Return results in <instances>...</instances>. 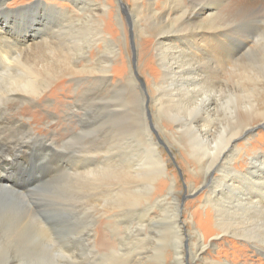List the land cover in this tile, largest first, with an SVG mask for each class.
Returning <instances> with one entry per match:
<instances>
[{"label": "bare ground", "instance_id": "1", "mask_svg": "<svg viewBox=\"0 0 264 264\" xmlns=\"http://www.w3.org/2000/svg\"><path fill=\"white\" fill-rule=\"evenodd\" d=\"M3 2L0 0V231L14 230L16 234L7 243L0 236V264H156L159 255L151 246L147 228L165 219L174 248L173 264H185L187 211L181 216L176 196L178 179L175 173L169 178L164 152L148 126L147 97L138 83L143 71L139 68L137 74L129 64L130 85L114 83L112 59L99 55V50L98 56L92 57V48H99L98 43L111 45L107 40L113 43V53L121 51L113 39L105 37L103 21L98 17V10L107 11L111 5L74 0L82 12L74 23L95 22L84 27L91 32L89 38L85 34L87 41L76 44L62 36L74 27H67V20L74 19L67 9L52 10L48 3L7 9ZM129 3L123 10L136 37L138 59L141 62L144 48L146 52L152 50L160 68L159 79H154L148 89L155 127L174 148L181 146L177 137L187 139L189 155L199 169L188 171L182 161L189 177L197 176L200 184L214 172L203 192L202 207L222 234L221 240L229 236L242 239L264 264V153L254 150L246 171H240L235 163L241 149L237 139L264 125V57L260 65L251 62L249 68H240L243 55H264V0ZM123 10L117 19L124 35L126 62L130 63ZM34 23L38 26L29 39L24 32ZM143 40L151 44L150 49ZM151 61L154 58L150 55ZM67 77L78 87L68 109L81 110L85 117L77 120L80 131L58 141L39 135L20 107L31 105L35 109V102L47 100L46 93ZM129 86L140 109L141 137L136 136L133 143L121 134L111 135L114 130L107 126L118 106L114 94L127 91ZM220 112L223 124L216 133L212 117L219 118ZM92 113H98L94 123L99 121L103 131L97 137L91 133L96 125L89 119ZM44 115L48 124L58 119L54 112ZM163 119L175 123L167 124ZM12 157L18 159L17 165L21 159L24 162L17 170ZM147 157L156 177L168 180L167 192L155 202L145 194L156 187L152 185L156 178L150 186L137 180L142 167L133 165ZM43 182L52 187L65 183L59 192L74 209L44 213L40 205H30L28 196ZM187 182L188 193L201 186ZM158 207L160 214H154ZM126 213L132 221H126ZM72 217L76 222L70 220ZM192 222L197 223L194 214ZM187 234L193 264H233L205 256L207 250H217V241L207 243L200 231Z\"/></svg>", "mask_w": 264, "mask_h": 264}, {"label": "rangeland", "instance_id": "2", "mask_svg": "<svg viewBox=\"0 0 264 264\" xmlns=\"http://www.w3.org/2000/svg\"><path fill=\"white\" fill-rule=\"evenodd\" d=\"M99 3H107L111 5V8L109 10H98L99 18L101 21H103V31L105 37L108 39L110 37L113 39L114 43L119 45L121 48V51L119 54L113 53V43L109 40H107V43H111L110 46H106L103 42L98 43V47L92 48V57L95 58L98 56V50L101 51L99 55H105V57H109L112 59L113 64L111 68L112 72V81L114 83H118V81H122L125 84L130 85V65H132V68L137 72V74H140L139 68L143 71V74H140L141 79L139 80V85L142 88V90L145 92V95L147 97V102L145 104L146 109V115H147V121L150 131L152 132V135L154 136V140L156 143L160 146L161 150H163L165 159L167 161V168L169 169V178L173 177L174 173L176 175V178L178 179V186H177V202L179 203V211L181 213V216L185 211L186 216L182 220L184 221V248H185V264H193L192 261H190V241L188 237V231H200L202 234H205L207 243L211 241H217V250L212 251L211 249L207 250L205 252V256L207 257H213L217 261L222 262H229L233 264H248V263H254V261L257 262V264H261V261L258 260V256L256 254V251H253V248L250 244L246 243L240 238L237 237H227L224 240H221L222 234L219 233L218 230H216L214 223L209 222V217L206 216V209L202 207L203 205V192L207 189L208 186L211 184V179L214 175V172H212L209 176V179L207 181L200 182V179L195 176L191 175V177L188 176V173L185 172V167H187L188 171H192V169H196L198 172V167H196L195 159L193 160L188 152V142L185 137H177L181 143V146L178 144L176 147H172L166 140L164 134L160 132V129L155 127V122L153 120V108L152 104L150 102L151 92L148 91L150 89V85L153 82V80H157L160 77V68L158 66V63L155 60V53L152 50H149V52H146L147 49L144 48L143 51V57L141 58V62L138 59V53H137V41L136 37L133 31L132 26L130 25L128 21V14L126 13L123 8L129 7L130 0H95ZM160 1V0H158ZM83 2V1H82ZM3 6L7 9H19L21 6L25 5H34L38 7L37 4L42 3H48L50 5H53L52 10L57 9H67V11L71 12L74 19L67 20V27L72 26L71 28H68V30L62 35L63 37H67L70 39L71 42L76 44H81L82 42L87 41L86 37H90V31L86 32V29L84 27L92 26L95 22L91 20V22L84 25L83 22L77 24V22L74 23V21L82 17V12L77 10V5L75 4L74 0H4ZM146 3V2H145ZM121 6V7H120ZM122 8L123 17L124 20L128 26V48L131 54V62L129 63L128 60L126 62V48H125V41H124V35L121 30V26L119 24V21L117 19V14L120 12V9ZM75 15H74V14ZM70 14V15H71ZM1 23V21H0ZM30 23V22H29ZM14 26V25H13ZM38 24L34 23V25H30L27 27L26 32H24L29 39L31 38V34L35 33V30ZM6 27V26H5ZM20 27H23V22H20ZM8 30V27L6 29ZM95 32V31H94ZM88 33V34H87ZM23 36V32L20 33ZM85 34L86 37H85ZM11 34H9L10 36ZM148 33L144 34L143 38H147ZM121 42V43H120ZM143 43L145 47L151 48V44L146 43L143 40ZM146 43V44H145ZM107 47V49H106ZM116 49H118V46H116ZM105 51V52H104ZM103 52V53H102ZM145 52V53H144ZM113 55V56H112ZM153 56L154 61L148 62V57ZM264 55L256 54V53H250L243 55L240 59V68L243 67H250L251 62H257V65H260L262 63ZM264 61V60H263ZM127 63V65H126ZM246 69V68H245ZM151 81V82H150ZM56 83L54 85L55 89H50L46 93L47 100L51 102L49 105L48 101L46 99H43L42 101H37L35 109L32 108L31 105L20 107V109L23 110V114L30 118L33 122V128L35 131L42 135L43 137H47L49 139H55L58 141H65L66 139H69V135L73 131H80L78 128V119L84 118L85 115H83V111H69L68 107L72 103L74 97L76 96L78 92V87L75 86V84L70 81V79L67 77L65 78V81L63 84ZM59 88V89H58ZM58 89V90H57ZM51 99V100H50ZM114 101L117 103L116 111L111 113L110 120L107 123V126L114 132L111 133V135L115 134H121L124 138L133 143L136 139V136L141 137L140 135V109L137 106L138 101L136 100V94L134 91L130 88H128L127 91H117L113 96ZM122 106V107H121ZM121 110V111H120ZM50 112H54L58 115V119L54 122H51L50 124L47 123V116L44 114H49ZM67 112V113H66ZM71 113V114H70ZM74 113V114H73ZM15 114V112H14ZM100 114V112H99ZM69 115V116H68ZM74 115V116H72ZM19 116V115H18ZM78 116V117H77ZM84 116V117H83ZM91 116L89 119L95 122V120H98L97 116L98 113H92L89 114ZM219 118H217L215 115L212 117V125L213 128H217L218 130L221 129L220 126H222V116L221 112L218 114ZM94 118V119H93ZM59 120V121H58ZM101 120V119H100ZM164 123L171 124L175 123L172 120L163 119ZM99 121L94 124V132L91 128V133L97 137L99 134L103 133V131H100L101 128L98 126ZM166 124V125H167ZM168 126V125H167ZM262 127H254L252 130H250V134L246 136H242L237 139V143L240 146V150L235 156V163L238 166V169L240 171H246L248 168V161L250 160L249 157L252 155L254 150H258L264 153V125L261 124ZM138 127V128H137ZM236 125H232V129H235ZM134 128V129H133ZM171 128V127H170ZM78 129V130H77ZM100 129V130H99ZM132 130V132L130 131ZM172 129V128H171ZM90 136V135H89ZM121 140V139H120ZM183 145V147H182ZM205 145L200 146V148H204ZM61 149V148H60ZM62 150V149H61ZM178 153L180 154V157H178ZM197 157V155H196ZM16 157H12V166L14 170H17L23 162V160H20V163H18V159L14 161ZM52 161V157H50V163ZM130 161V160H129ZM182 161L185 164L182 163ZM141 164V171L138 176H136L137 180H141L143 183H147L150 186V181L156 178V181L152 185H156V187L152 188L150 192H147L145 194V197L151 199L152 201H157L161 197L165 195L167 192V188L169 187L167 182L168 180L165 179L164 176H158L156 177V174L154 173L156 169L152 166L150 163L149 158H144L143 161L140 160V162L135 163L136 169H139V165ZM19 166V167H18ZM4 172H8L7 168H4ZM173 173V174H172ZM11 177V175H10ZM62 179V178H60ZM59 179V180H60ZM5 180H9L7 177H5ZM57 180V181H59ZM188 180H191L196 185H201L197 188V190L193 193H188ZM65 183H59L57 185H54L52 187L48 184V182H43L39 184V187H35L34 192L31 193L28 196L29 204L31 205H40V209L42 212L46 213H68L73 208L72 203L70 200L65 198L60 192L59 187L64 186ZM36 201V202H35ZM32 207V206H31ZM24 208V206H21V209ZM187 209V210H186ZM125 212L126 209L124 208ZM198 210V212H197ZM161 209L158 207L154 210V214H160ZM192 214H194V217L196 218L197 223L194 224L192 222ZM131 215V214H130ZM125 217V215H124ZM48 215H45V220H48ZM126 221H132L129 215L126 213L125 217ZM72 222H76V219L72 217L70 219ZM168 219H165L161 222L153 223V227H148V234L150 238L152 239V245L154 246L157 251L159 257L157 258L156 264H173L174 259V248L170 244L169 239V233L167 229L165 228V222ZM103 227H105L104 221L100 223ZM135 227V225H134ZM191 227V228H190ZM16 234V231L14 230H2L0 231V236L3 235V242L7 243L11 241ZM155 238H153V236ZM219 236V238H218ZM131 242V239H130ZM161 255V258H160ZM167 258V262H166ZM258 260V261H257ZM21 264H26V262H23ZM34 264V263H33Z\"/></svg>", "mask_w": 264, "mask_h": 264}]
</instances>
